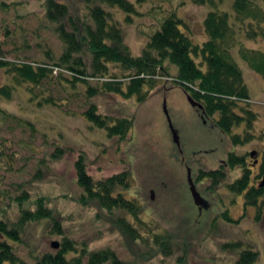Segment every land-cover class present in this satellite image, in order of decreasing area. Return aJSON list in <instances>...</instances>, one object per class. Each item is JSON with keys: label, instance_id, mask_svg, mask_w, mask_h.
I'll return each mask as SVG.
<instances>
[{"label": "rangeland", "instance_id": "obj_1", "mask_svg": "<svg viewBox=\"0 0 264 264\" xmlns=\"http://www.w3.org/2000/svg\"><path fill=\"white\" fill-rule=\"evenodd\" d=\"M56 1L65 4L74 19L83 20L87 15L85 0ZM128 1L137 12L130 23L119 9L109 11L134 57L141 55L149 38L172 13L182 20L183 30L195 45L207 40L203 21L212 11L208 6H196L192 0ZM45 2L0 0L1 61L42 65L49 70L60 63L65 46L55 32L56 24L46 18ZM233 2L222 0L218 6L232 25ZM236 38L232 55L242 70L250 108L256 114L250 134L253 139L242 146H233L232 135L208 123L187 94L168 78L157 79L140 103L135 97L126 99L115 93L89 95L88 87L100 88L103 81L99 77L76 82L58 69L34 85L18 79L11 66L1 68L0 89L10 88L11 93L9 97L0 95V222L11 228L22 209L33 211L35 202L43 199L64 235L54 233L51 221L42 220L24 224L16 241L1 234L0 241L11 244L15 256L27 264L57 251L66 238L74 242L77 254L111 249L128 264H234L245 249L258 254L255 264H264V197L256 207L245 208L244 196L228 189L243 175L242 169L230 170L225 165L230 153L244 156L249 167L264 152V79L238 54L240 46L261 49L264 42L246 39L239 29ZM78 57L91 76L90 54ZM166 66L170 77H176L177 67L168 62ZM124 75L119 66L110 64L106 77L122 80ZM92 105L112 122L132 120L127 137L110 138L106 129L91 124L84 114ZM173 131L180 146L174 142ZM243 132L241 126L233 134ZM80 155L95 181L128 174L129 186L117 191L135 202L139 219L124 210L110 213L83 196L75 170ZM224 165V179L215 187L209 179L199 180L201 172ZM258 165L252 169L256 187L263 181L256 178ZM188 170L202 205L195 203ZM120 218L130 221L142 238L135 241L125 235ZM53 243L59 244L58 249Z\"/></svg>", "mask_w": 264, "mask_h": 264}, {"label": "trees", "instance_id": "obj_2", "mask_svg": "<svg viewBox=\"0 0 264 264\" xmlns=\"http://www.w3.org/2000/svg\"><path fill=\"white\" fill-rule=\"evenodd\" d=\"M196 6H208L212 9L204 21V32L207 40L201 45H195L186 33L184 23L174 13L162 23L148 40L138 57H134L124 42L123 32L109 9L117 8L127 15L130 23L137 12L128 0H85L87 15L83 20L74 19L69 14L65 4L56 0H46V18L56 24L55 32L65 46L60 63L50 66L49 70L42 65L33 67L28 63L11 65L0 60V69L11 66L17 78L23 82L37 85L48 73L54 70L68 72L73 81L86 83L90 78L100 79V88L88 87L87 93L94 96L98 93H115L126 99L137 98L142 103L147 98V91L154 89L157 79L168 78L187 96L202 106V115L222 133L231 136L233 146H242L252 141L250 136L256 121V114L250 108L248 89L243 73L236 63L232 52L238 40L237 30H241L248 40L264 42V0H234L233 13L235 23L230 24L227 13L219 12L218 6L222 0H192ZM261 3V4H260ZM108 8V9H107ZM67 19L65 24L63 20ZM87 52L91 56L92 75L87 76L80 56ZM238 54L247 67L264 79V46L261 49L239 47ZM199 60V61H198ZM166 62L177 67L176 77H170ZM117 65L125 73L122 80L108 76L109 65ZM63 66L65 68H63ZM58 70V71H59ZM67 73V74H68ZM59 75L61 73H58ZM99 75V76H98ZM16 78V79H17ZM126 81L124 83L123 81ZM10 88H1L0 95L9 97ZM11 93V92H10ZM51 102L50 100H48ZM47 101V102H48ZM85 118L100 129H106L108 137L125 139L133 127L130 119L122 118L114 122L98 113L92 105L84 114ZM244 127L243 134L234 130ZM61 153V152H60ZM228 169L239 167L243 175L228 186V189L244 196V206L256 207L264 197V185H253L252 169L247 166L246 158L230 153L226 164ZM222 169L201 172L199 180L209 179L214 187L224 179ZM259 175L256 178L264 180V152L258 165ZM76 179L83 189V196L97 203L102 209L112 213L124 210L139 219V208L135 202L127 199L117 190L129 186L128 174H119L104 181H95L87 172L84 156L80 155L75 162ZM226 220H230L225 218ZM49 220L52 230L57 235H64L60 223L55 218L52 209L43 199L35 202L34 210H21L18 222L11 228L0 222V234L9 240L16 241L22 226ZM231 221V220H230ZM119 226L132 240H140L138 230L127 219L120 218ZM161 241V237L159 239ZM163 253H167V246ZM75 253L74 256L70 254ZM78 248L74 242L64 239L55 252H46L36 258L35 264H128L122 261L111 249L99 251L84 250L77 254ZM258 254L251 249L242 250L234 264H255ZM0 264H27L15 256L12 245L0 241Z\"/></svg>", "mask_w": 264, "mask_h": 264}, {"label": "water", "instance_id": "obj_3", "mask_svg": "<svg viewBox=\"0 0 264 264\" xmlns=\"http://www.w3.org/2000/svg\"><path fill=\"white\" fill-rule=\"evenodd\" d=\"M188 99L190 101V103L192 104V106H194L195 108H197L198 110H200L202 112V106L198 103H196L191 97L188 96ZM167 113V112H166ZM173 138H174V142L177 144V146H180L179 145V139H178V136L176 134L175 131H173ZM252 157V155H251ZM188 183L190 185V190L192 192V195L194 197V200H195V203L197 205H202L203 204V201L201 200V197H200V194L197 192L196 188H195V185L192 181V178H191V173L190 171L188 170ZM262 185H264V180L262 182ZM53 248L54 249H58L59 247V244L58 243H53L52 244Z\"/></svg>", "mask_w": 264, "mask_h": 264}, {"label": "flooded vegetation", "instance_id": "obj_4", "mask_svg": "<svg viewBox=\"0 0 264 264\" xmlns=\"http://www.w3.org/2000/svg\"><path fill=\"white\" fill-rule=\"evenodd\" d=\"M260 160H261V157H260ZM259 160L256 158V159H253V167L257 166L259 164Z\"/></svg>", "mask_w": 264, "mask_h": 264}]
</instances>
